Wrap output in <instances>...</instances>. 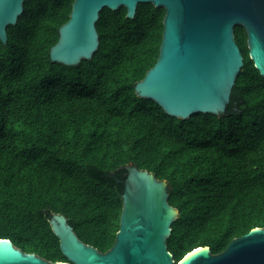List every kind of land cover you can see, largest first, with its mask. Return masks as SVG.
I'll return each mask as SVG.
<instances>
[{
  "label": "trees",
  "instance_id": "obj_1",
  "mask_svg": "<svg viewBox=\"0 0 264 264\" xmlns=\"http://www.w3.org/2000/svg\"><path fill=\"white\" fill-rule=\"evenodd\" d=\"M74 0H25L0 41V239L68 263L49 220L63 215L99 252L119 229L126 166L167 182L178 211L166 241L175 264L264 228V78L234 28L243 66L220 115L168 116L134 86L159 54L165 11L103 9L99 46L77 66L50 61Z\"/></svg>",
  "mask_w": 264,
  "mask_h": 264
},
{
  "label": "water",
  "instance_id": "obj_2",
  "mask_svg": "<svg viewBox=\"0 0 264 264\" xmlns=\"http://www.w3.org/2000/svg\"><path fill=\"white\" fill-rule=\"evenodd\" d=\"M25 0H0V41L7 42ZM138 4L165 11L159 54L134 86L138 98L155 102L168 116L220 115L243 66L234 28L247 35L249 58L264 78V0H74L68 21L49 50L51 62L77 66L91 60L99 46L95 27L103 9H126L134 18ZM119 229L105 253L80 241L66 218L53 214L49 224L68 263L49 262L0 239V264H175L166 241L178 211L168 203L169 186L152 173L126 166ZM176 264H264V228L233 239L220 254L199 247Z\"/></svg>",
  "mask_w": 264,
  "mask_h": 264
}]
</instances>
